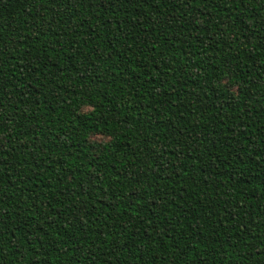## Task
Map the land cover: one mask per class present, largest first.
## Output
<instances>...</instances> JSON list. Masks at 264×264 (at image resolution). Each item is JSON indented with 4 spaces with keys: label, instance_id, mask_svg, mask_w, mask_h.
Instances as JSON below:
<instances>
[{
    "label": "trees",
    "instance_id": "1",
    "mask_svg": "<svg viewBox=\"0 0 264 264\" xmlns=\"http://www.w3.org/2000/svg\"><path fill=\"white\" fill-rule=\"evenodd\" d=\"M0 264H264V0H0Z\"/></svg>",
    "mask_w": 264,
    "mask_h": 264
}]
</instances>
